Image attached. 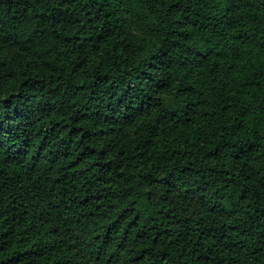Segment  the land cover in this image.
<instances>
[{
	"label": "trees",
	"instance_id": "1",
	"mask_svg": "<svg viewBox=\"0 0 264 264\" xmlns=\"http://www.w3.org/2000/svg\"><path fill=\"white\" fill-rule=\"evenodd\" d=\"M0 264H264V0H0Z\"/></svg>",
	"mask_w": 264,
	"mask_h": 264
}]
</instances>
